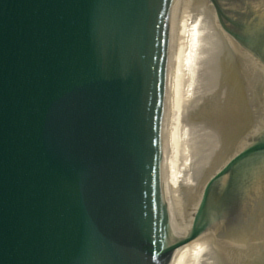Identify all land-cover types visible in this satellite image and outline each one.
Returning <instances> with one entry per match:
<instances>
[{
	"label": "water",
	"instance_id": "1",
	"mask_svg": "<svg viewBox=\"0 0 264 264\" xmlns=\"http://www.w3.org/2000/svg\"><path fill=\"white\" fill-rule=\"evenodd\" d=\"M173 1L0 0V264H169L197 236L218 264H264V0L237 25L209 0L236 41L253 139L171 237Z\"/></svg>",
	"mask_w": 264,
	"mask_h": 264
},
{
	"label": "bare ground",
	"instance_id": "2",
	"mask_svg": "<svg viewBox=\"0 0 264 264\" xmlns=\"http://www.w3.org/2000/svg\"><path fill=\"white\" fill-rule=\"evenodd\" d=\"M236 1L245 7L237 25L252 0ZM171 7L161 176L174 237L189 226L207 180L253 135L235 46L228 41L227 47L211 4L174 0ZM209 98L217 113L213 126L207 125ZM170 264L218 262L197 236L172 252Z\"/></svg>",
	"mask_w": 264,
	"mask_h": 264
},
{
	"label": "rangeland",
	"instance_id": "3",
	"mask_svg": "<svg viewBox=\"0 0 264 264\" xmlns=\"http://www.w3.org/2000/svg\"><path fill=\"white\" fill-rule=\"evenodd\" d=\"M209 4H211V2L208 0ZM221 2L223 3L222 4V7L224 8V12H225V15L228 17L229 20H233V22L235 21V23L237 22V15L238 13H242L244 11V8L242 7L241 4H239L236 0H221ZM211 7H212V11H213V14L215 15L216 17V21L218 23V26L220 25L218 20H217V16H216V13H215V10L213 8V5L211 4ZM239 19V17H238ZM225 24L227 25L228 29H233L234 28V25H232L230 22L226 21ZM220 29L221 31L224 33V36H225V43L227 45V47L229 46V42L228 41H231L233 42V37L231 35H229L227 33V31H224V29L221 28L220 26ZM231 97V95H229V98ZM213 98H209L207 99V101L209 102L208 105H206L208 107V116H209V123H207L208 126H213L215 123H216V117L214 115H216L217 113L215 112L216 111V107H215V102L212 101ZM247 109L243 107V111H244V114H245V111ZM244 124V123H243ZM241 124L240 126L242 127ZM203 125H206V124H203Z\"/></svg>",
	"mask_w": 264,
	"mask_h": 264
}]
</instances>
